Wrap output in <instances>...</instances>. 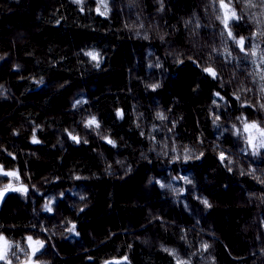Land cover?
Returning <instances> with one entry per match:
<instances>
[{
	"label": "trees",
	"instance_id": "trees-1",
	"mask_svg": "<svg viewBox=\"0 0 264 264\" xmlns=\"http://www.w3.org/2000/svg\"><path fill=\"white\" fill-rule=\"evenodd\" d=\"M263 137L264 0H0V264H264Z\"/></svg>",
	"mask_w": 264,
	"mask_h": 264
},
{
	"label": "rangeland",
	"instance_id": "rangeland-1",
	"mask_svg": "<svg viewBox=\"0 0 264 264\" xmlns=\"http://www.w3.org/2000/svg\"><path fill=\"white\" fill-rule=\"evenodd\" d=\"M256 138V136H254V135H251V139L252 140H254ZM259 143H263L264 142V137L261 139H258L257 140ZM3 192V195L2 196H0V203H1V201L3 200V198L5 197V195L7 194V192L6 191H2ZM135 193L138 195V196H145V198L149 195V194H143V193H141V191L139 190V191H136V189H135ZM37 245H38V243L37 242H33V241H30V248H31V250H32V252L33 253H35L36 252V248H37ZM6 249H7V241L4 239V238H0V252H3L4 254H5V252H6ZM2 260H0V262H1ZM119 262V260H113V261H111V262H109L108 264H116V263H118ZM26 264H36L35 262H33V261H30V262H28V263H26Z\"/></svg>",
	"mask_w": 264,
	"mask_h": 264
},
{
	"label": "snow or ice",
	"instance_id": "snow-or-ice-1",
	"mask_svg": "<svg viewBox=\"0 0 264 264\" xmlns=\"http://www.w3.org/2000/svg\"><path fill=\"white\" fill-rule=\"evenodd\" d=\"M77 2H80V0H77ZM233 15H235V14L233 13ZM225 24H227V21H225ZM243 43H244L243 38H241L240 44L243 45ZM89 55L92 56L93 59H97V54H95V53H89ZM207 71L210 74H212L213 76L216 75L215 71L213 69H211V68L207 69ZM95 123H96L95 118H93L91 121H89V124H95ZM250 127H254V125L253 126H250ZM73 139H77V138L76 137H73ZM109 142L111 143V141H109ZM2 195H3V192H0V196H2ZM205 203H207V201H205ZM29 240H31V237H29ZM5 258H6L5 254L3 252H0V260H4Z\"/></svg>",
	"mask_w": 264,
	"mask_h": 264
}]
</instances>
